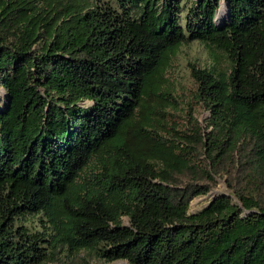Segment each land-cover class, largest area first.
Masks as SVG:
<instances>
[{"label": "trees", "instance_id": "1", "mask_svg": "<svg viewBox=\"0 0 264 264\" xmlns=\"http://www.w3.org/2000/svg\"><path fill=\"white\" fill-rule=\"evenodd\" d=\"M191 43L206 128L166 137L146 111ZM83 252L264 264V0H0V264Z\"/></svg>", "mask_w": 264, "mask_h": 264}, {"label": "rangeland", "instance_id": "2", "mask_svg": "<svg viewBox=\"0 0 264 264\" xmlns=\"http://www.w3.org/2000/svg\"><path fill=\"white\" fill-rule=\"evenodd\" d=\"M211 63L206 48L199 43H191L182 47L178 53L171 58L170 65L165 74L163 84L160 86L158 96H153L149 102L146 113L151 114L154 128L162 135L169 137L168 132L178 129L190 133L195 120L206 128L205 120L209 115L207 109L196 97V84L192 77V69H203ZM164 112L163 115L160 114ZM158 113V114H157ZM160 113V114H159ZM216 186L206 195L196 197L190 205L189 213H197L204 209L209 203L220 195L234 197L226 184V177H217ZM234 201L237 202L236 198ZM60 264V263H44ZM73 264H106L93 255L80 253ZM110 264H129L125 260H118Z\"/></svg>", "mask_w": 264, "mask_h": 264}, {"label": "bare ground", "instance_id": "3", "mask_svg": "<svg viewBox=\"0 0 264 264\" xmlns=\"http://www.w3.org/2000/svg\"><path fill=\"white\" fill-rule=\"evenodd\" d=\"M225 14V3L223 2L218 12V19H222ZM226 17V16H225Z\"/></svg>", "mask_w": 264, "mask_h": 264}]
</instances>
